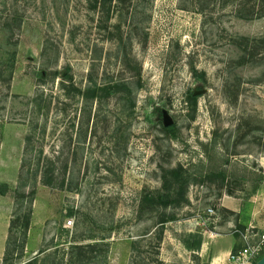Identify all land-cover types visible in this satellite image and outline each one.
<instances>
[{
  "label": "rangeland",
  "instance_id": "obj_1",
  "mask_svg": "<svg viewBox=\"0 0 264 264\" xmlns=\"http://www.w3.org/2000/svg\"><path fill=\"white\" fill-rule=\"evenodd\" d=\"M88 1L0 0V186L10 187L0 194V264H188L162 256L161 213L170 237L171 225L224 195L246 198L264 185V62L242 66L236 43L263 39L264 18L239 19L215 0L204 11L184 0H124L100 29ZM69 74L82 90L92 75L120 93L102 106L66 100ZM99 108L97 123L80 120ZM48 158L65 185L35 176ZM179 167L189 204L141 209L144 192L162 188L161 169ZM22 185L37 190L33 220L27 238L18 229L11 240ZM76 245L96 246L80 262Z\"/></svg>",
  "mask_w": 264,
  "mask_h": 264
},
{
  "label": "trees",
  "instance_id": "obj_2",
  "mask_svg": "<svg viewBox=\"0 0 264 264\" xmlns=\"http://www.w3.org/2000/svg\"><path fill=\"white\" fill-rule=\"evenodd\" d=\"M188 5L190 4L192 7H195L198 10H205V8L209 7L213 0H209V4L205 3L204 0H184ZM215 4L218 2L223 3V7L227 6H235V14L239 19L253 21L257 19L264 18V0H215ZM89 9L92 12H95L99 15L98 27L100 29L104 28L103 24H110L113 15L120 13V6L124 3V0H89ZM122 3V4H121ZM205 3V4H204ZM202 4L203 7H202ZM187 5V6H188ZM189 8V7H185ZM5 28L8 29L11 27L9 22L5 23ZM107 27V26H106ZM105 27V28H106ZM108 28V27H107ZM106 28V29H107ZM8 31V30H7ZM122 40V39H121ZM122 42V41H121ZM237 46L241 49V59L240 64L242 66L248 64H257L259 65L261 62H264V38L263 39H250V38H240L236 40ZM46 75L44 73L41 74V79L44 80ZM90 86L82 90L77 88L73 83V78L69 74L64 78V81L61 83V91L63 92V97L66 100H72L76 95H80L82 99L85 101L87 106L93 107L94 103H98L99 106L103 104V97L112 96V94H118L119 86L111 87L99 86L98 83L92 79V75L90 76ZM203 88V86H200ZM189 102L194 105V108L197 106V97L194 93L190 95ZM86 106V107H87ZM87 109V108H86ZM83 110L81 121L85 120L90 125L91 121L94 117V123H97L100 116V108L97 110L94 116H92V110L87 112ZM163 108L157 107L154 110V115L162 122L161 119L163 117ZM97 120V121H96ZM165 125V124H164ZM165 133L168 134L171 139H176L178 136V130L176 126L172 125L169 127L164 126ZM31 139V138H29ZM29 149V148H28ZM30 151L27 150V154ZM38 165H41L42 159L38 158ZM47 165V166H46ZM46 167L44 169H39L36 175H41L42 183L45 186L57 188L58 185H65V180L60 181L58 175L55 170V160L48 158L46 162ZM162 180L163 185L160 190L157 191H145L141 203V209L146 207H151L154 211H166L171 206H182L184 204H189V199L187 197L188 188H189V177L187 176V172L182 168H162ZM215 172H212L214 174ZM211 174V175H212ZM209 175V177L211 176ZM24 177V174H22ZM24 179V178H22ZM259 182L263 184L264 175L261 174ZM260 185V184H259ZM22 191H18L16 194V202L17 209L16 213L11 222V236L10 239L14 238V231L21 230V234L24 238H27L28 233L31 228L32 220H33V204L35 201V196L37 194L36 188L31 189L30 192L26 191L27 185H22ZM259 187H255L253 193L257 192ZM10 192V187L7 184L0 186V194L2 196H6ZM233 193H229V196H233ZM28 200V201H27ZM165 213V212H164ZM161 213L160 219L156 224L155 233L158 236V240L160 243H163L165 236V226L169 223L167 215ZM96 246V245H95ZM95 246H78L76 245L73 249L78 251L77 256L79 255L80 262L85 260V255L87 249H93ZM201 243H196L195 247L200 248ZM8 255L10 254V248L7 250ZM22 253V252H21ZM264 255H262L258 260H261ZM256 262V263H257ZM255 263V264H256ZM31 264H33L31 262Z\"/></svg>",
  "mask_w": 264,
  "mask_h": 264
},
{
  "label": "crops",
  "instance_id": "obj_3",
  "mask_svg": "<svg viewBox=\"0 0 264 264\" xmlns=\"http://www.w3.org/2000/svg\"><path fill=\"white\" fill-rule=\"evenodd\" d=\"M206 212L171 225L175 233L170 237L166 230L163 257L170 253L171 258L188 264H232L233 255L245 245L246 234L252 232L256 237L264 233V185L250 197L224 195L215 209ZM199 242L201 246L196 248Z\"/></svg>",
  "mask_w": 264,
  "mask_h": 264
},
{
  "label": "built area",
  "instance_id": "obj_4",
  "mask_svg": "<svg viewBox=\"0 0 264 264\" xmlns=\"http://www.w3.org/2000/svg\"><path fill=\"white\" fill-rule=\"evenodd\" d=\"M210 215H215L213 210ZM244 247L232 257V264H255L264 255V233L254 236L252 232L244 236Z\"/></svg>",
  "mask_w": 264,
  "mask_h": 264
},
{
  "label": "water",
  "instance_id": "obj_5",
  "mask_svg": "<svg viewBox=\"0 0 264 264\" xmlns=\"http://www.w3.org/2000/svg\"><path fill=\"white\" fill-rule=\"evenodd\" d=\"M200 93H203V91L196 93V95H198ZM163 116H164L163 117L164 118L163 119L164 120V124H165L166 127L172 126L174 124L173 121H172V119H171V117H170V115H169V113L167 111H165V110L163 111ZM256 264H264V256Z\"/></svg>",
  "mask_w": 264,
  "mask_h": 264
}]
</instances>
